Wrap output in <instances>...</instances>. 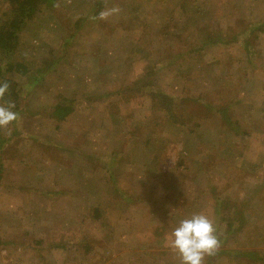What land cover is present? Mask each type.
<instances>
[{
  "label": "rangeland",
  "instance_id": "rangeland-1",
  "mask_svg": "<svg viewBox=\"0 0 264 264\" xmlns=\"http://www.w3.org/2000/svg\"><path fill=\"white\" fill-rule=\"evenodd\" d=\"M0 67V264H180L166 239L198 212L206 264H264V0H55Z\"/></svg>",
  "mask_w": 264,
  "mask_h": 264
},
{
  "label": "clouds",
  "instance_id": "clouds-1",
  "mask_svg": "<svg viewBox=\"0 0 264 264\" xmlns=\"http://www.w3.org/2000/svg\"><path fill=\"white\" fill-rule=\"evenodd\" d=\"M120 12L119 6L106 7L90 19L107 20ZM9 89L7 81H0V129L9 128L20 118L19 113L14 111L15 103L6 99ZM166 247L178 256L180 264H206V258L217 255L222 240L215 220L206 213L198 212L179 221L167 237Z\"/></svg>",
  "mask_w": 264,
  "mask_h": 264
},
{
  "label": "trees",
  "instance_id": "trees-1",
  "mask_svg": "<svg viewBox=\"0 0 264 264\" xmlns=\"http://www.w3.org/2000/svg\"><path fill=\"white\" fill-rule=\"evenodd\" d=\"M55 0H9L10 4V14H5L0 21V50L4 54L14 53L20 43V34L23 27L26 25V22L32 19L41 9L44 7H52ZM23 69V71H22ZM13 70H16L21 75L26 71L23 63H16L13 65ZM12 70V71H13ZM2 68L0 67V81H7L10 84L9 93L6 96V99L12 101L16 105V109L19 107V84L13 81V79H8L3 76ZM26 74V73H25ZM172 100L166 97V106L168 109L172 110ZM53 116L58 120H65L70 114L73 113V108L66 105H56L53 110ZM187 112V110L185 111ZM192 111V115H194ZM190 115L189 120H194L195 117ZM192 116V117H191ZM178 118V123L185 124L188 117L184 114ZM3 141H0V151L3 146ZM0 165V174L2 172ZM1 180V175H0Z\"/></svg>",
  "mask_w": 264,
  "mask_h": 264
}]
</instances>
